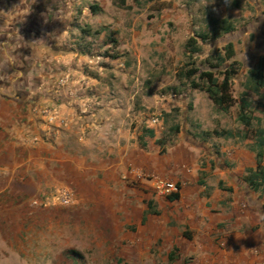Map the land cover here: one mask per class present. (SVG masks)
I'll list each match as a JSON object with an SVG mask.
<instances>
[{"label": "rangeland", "instance_id": "1", "mask_svg": "<svg viewBox=\"0 0 264 264\" xmlns=\"http://www.w3.org/2000/svg\"><path fill=\"white\" fill-rule=\"evenodd\" d=\"M214 19L235 30L203 43ZM229 43L235 57L222 62ZM260 58L264 0H0V91L37 94L59 142L51 186L0 210V264H264V199L243 181L252 133L238 121L246 98L264 128V89L243 87ZM233 61L223 112L192 83L221 81ZM86 79L99 83L84 94ZM153 177L175 181L179 199L157 196Z\"/></svg>", "mask_w": 264, "mask_h": 264}, {"label": "crops", "instance_id": "2", "mask_svg": "<svg viewBox=\"0 0 264 264\" xmlns=\"http://www.w3.org/2000/svg\"><path fill=\"white\" fill-rule=\"evenodd\" d=\"M48 58L51 60L52 65L48 68L52 71L60 55L52 51L48 53ZM70 72L71 70H68V76L72 73L74 75V72ZM74 77L76 78L75 75ZM77 78L79 79V77ZM72 80L75 79L72 78ZM96 83H99V81L86 79L83 81L86 88L83 89V85L80 88L83 89L85 94L87 89L92 85H96ZM96 95H99V92H95ZM37 97V94L32 96L16 90L11 93L7 91L1 93L0 91V210L2 211L16 210L24 204V197H31L42 192L51 186V182L54 180L51 165L58 161L55 146L59 145V142L58 138H54L55 134L49 130L50 128L44 125L47 116L43 114L48 111H45L47 107H44L42 111L39 102L36 101ZM96 101L97 99H95V103ZM110 111L117 112L115 109H110ZM103 112L102 109H97V106L93 109L94 115ZM65 119L67 120V118ZM67 121H71L70 118ZM130 151L132 149L127 146L124 152L126 162L130 157ZM65 154L66 151L63 155ZM67 154L70 153L67 152ZM67 154L66 156L71 161ZM140 155L142 163L150 168V157L144 153ZM175 173V169L167 171L171 178L174 177ZM242 223L247 224L246 221L238 222L237 229L240 230L243 227ZM262 224L261 230L263 232L264 219ZM237 234L238 236L234 238L236 240L241 236H239V231ZM257 239V244L264 245L263 236ZM261 259L258 261L262 264Z\"/></svg>", "mask_w": 264, "mask_h": 264}, {"label": "trees", "instance_id": "3", "mask_svg": "<svg viewBox=\"0 0 264 264\" xmlns=\"http://www.w3.org/2000/svg\"><path fill=\"white\" fill-rule=\"evenodd\" d=\"M95 9L94 7L92 8ZM212 32L203 33L198 37L200 40L205 43L210 39H216L221 36L223 33H230L235 30V26L228 19H214L213 20ZM186 48L191 53H197L200 50V46L196 39L191 38L187 44ZM235 57V49L233 44L229 43L226 46V54L221 58L222 62L232 60ZM239 63L233 61L229 67L225 70L223 74V79L219 81L218 78H213L212 76H207V84L203 88L200 84L196 82L192 83L194 89H203L209 96L210 100L214 105L223 112H228L232 106V97L230 96L231 89V80L239 72ZM197 71H190L187 74V77L191 78L196 75ZM243 87L246 89L244 93L252 92L253 94L259 95L261 90L264 89V59L260 58L256 66L251 68L247 75L244 78ZM247 95V94H244ZM250 102L246 98H242L240 105V111L238 113V121L244 126L247 131L252 133V146L251 150L255 154L256 165L253 168H249L243 180L246 185L255 192H260L264 199V128L261 125L257 127L254 126V121L261 124V119L258 117H253L250 113ZM179 132L178 127L175 128ZM147 134L150 137H153L154 133L152 130H148ZM229 138H234L235 135L233 132H226ZM248 138V136H246ZM158 145L161 148V153H165V141L158 140ZM142 146L145 148L146 143H142ZM169 199L175 201L179 199V193L169 196ZM262 213L264 219V203L262 205Z\"/></svg>", "mask_w": 264, "mask_h": 264}, {"label": "built area", "instance_id": "4", "mask_svg": "<svg viewBox=\"0 0 264 264\" xmlns=\"http://www.w3.org/2000/svg\"><path fill=\"white\" fill-rule=\"evenodd\" d=\"M47 114V119L49 121V123H54L57 119V114L55 113V111H48L46 112ZM133 174V172H132ZM134 175H138L136 172L134 173ZM152 188L155 191L156 195L159 197H169L173 194L179 193L180 191V187L179 185L172 180H167L164 178H160V177H153L152 180ZM62 195V201L63 202H69L71 199L70 193L65 190L61 193Z\"/></svg>", "mask_w": 264, "mask_h": 264}]
</instances>
